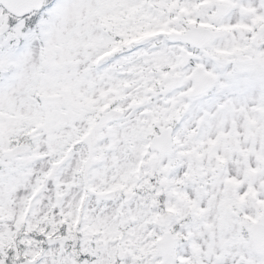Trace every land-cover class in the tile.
<instances>
[{
  "label": "snow or ice",
  "instance_id": "snow-or-ice-1",
  "mask_svg": "<svg viewBox=\"0 0 264 264\" xmlns=\"http://www.w3.org/2000/svg\"><path fill=\"white\" fill-rule=\"evenodd\" d=\"M0 264H264V0H0Z\"/></svg>",
  "mask_w": 264,
  "mask_h": 264
}]
</instances>
